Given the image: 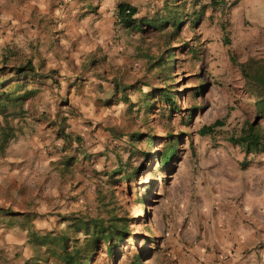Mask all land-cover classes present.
<instances>
[{
  "label": "rangeland",
  "instance_id": "rangeland-1",
  "mask_svg": "<svg viewBox=\"0 0 264 264\" xmlns=\"http://www.w3.org/2000/svg\"><path fill=\"white\" fill-rule=\"evenodd\" d=\"M3 1L0 68L39 79L9 81L37 94L0 116V208L39 219L0 221V264L77 249L83 264H168L170 243L189 254L215 222L264 226V0H130L136 25L111 30L93 16L119 0H83L65 23L45 0ZM251 127L257 151L233 142Z\"/></svg>",
  "mask_w": 264,
  "mask_h": 264
},
{
  "label": "crops",
  "instance_id": "crops-1",
  "mask_svg": "<svg viewBox=\"0 0 264 264\" xmlns=\"http://www.w3.org/2000/svg\"><path fill=\"white\" fill-rule=\"evenodd\" d=\"M1 1L4 2L3 0ZM82 1L83 0H45L42 7L50 10L52 6L58 5V13L61 14L60 16L65 23L67 20L71 19L79 20L83 13L87 11L83 9L84 4ZM123 3L137 8L130 0H119V3L117 5L115 4V6L118 8L119 5ZM102 6L103 8L98 12L100 16L98 18L97 16H93L95 17L96 26L104 30H111V27H114L119 21V9H116L114 12L111 6L105 4ZM110 9L112 10L110 11ZM0 12L5 16L6 8L1 9ZM230 203L231 204L227 205L228 207L241 209L240 206H247L248 202L240 200L239 202L231 201ZM21 214L23 215L15 217L12 223L20 217L33 221L39 219L35 213ZM3 219L4 218L0 217V221ZM215 223H213L212 226H208L207 224L208 227L205 228L201 234L198 243L188 248L187 251L190 252L189 254L182 248L184 244H179L178 241H176L175 244L170 243L168 247L171 248V250L166 252L168 264H264V226H262L259 221L253 220L251 225H233L227 229L229 232Z\"/></svg>",
  "mask_w": 264,
  "mask_h": 264
},
{
  "label": "trees",
  "instance_id": "trees-1",
  "mask_svg": "<svg viewBox=\"0 0 264 264\" xmlns=\"http://www.w3.org/2000/svg\"><path fill=\"white\" fill-rule=\"evenodd\" d=\"M118 24L123 27H131L135 26L136 21V15L138 14L139 10L129 4H120L118 7ZM35 68L32 66V64H28L23 67H14V68H8V67H2L0 68V116L7 117V103L12 102L15 104L16 108H19L21 113L23 111V103L25 100H27V97L34 96L37 94V91H25L23 92L24 84L18 83V81L14 83V86H10L9 81L11 78L18 76H25V75H32L35 79H39L38 76L35 75ZM20 81L22 79H19ZM15 81V80H14ZM223 126V122L217 121L214 124L210 126H205L200 130V134L202 136H206L212 133L217 127ZM2 127V123H0V128ZM7 130H3L1 133L0 142L1 147L6 148L9 141L12 140L13 136H10L9 134L13 131L12 128L7 126ZM263 140V137L260 134H257L255 129L253 127L250 128L249 132H245L243 136L240 139H234L233 142L236 144H239L247 149V151H257L260 148L261 142ZM3 148V149H4ZM175 152V148H169L168 153L165 155V160L171 159ZM23 214L19 212H14L10 209H0V217L4 219H8L9 221L14 220L15 217L22 216ZM96 225V233H98V223H95ZM86 229L89 231V225L84 224ZM102 233V232H101ZM101 237V239H107L106 237L98 236L97 238ZM97 238L95 239L97 241ZM111 239V237H109ZM68 239L63 238L62 245L64 246V249L67 250V244L66 242ZM84 257H82V250L77 249L72 254H67L64 256L65 264H83ZM135 264H140V258L135 261Z\"/></svg>",
  "mask_w": 264,
  "mask_h": 264
}]
</instances>
